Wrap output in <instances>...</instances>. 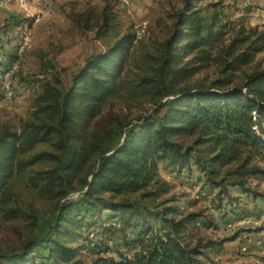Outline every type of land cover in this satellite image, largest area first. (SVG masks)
Wrapping results in <instances>:
<instances>
[{"label": "trees", "instance_id": "1", "mask_svg": "<svg viewBox=\"0 0 264 264\" xmlns=\"http://www.w3.org/2000/svg\"><path fill=\"white\" fill-rule=\"evenodd\" d=\"M221 10V1L185 0L172 15L169 35L156 53L144 54L146 68L133 77L123 74L136 35L125 32L88 57L67 84L56 75L41 83L31 119L0 133V217L23 218L31 231L38 230V211L13 206L10 187L15 176L49 163L32 170L28 181L43 197L57 200L55 220L49 237L33 234L19 251L0 253V264H225L224 239L192 242L189 235L194 225L208 229L213 221L185 213L174 198L159 201L170 185L158 173L160 164L177 174L194 166L219 200H231L233 187L264 199V191L251 184L264 176V68L244 72L264 52V30L240 23L226 41L230 27ZM117 25L106 5L95 25L98 38L115 33ZM12 62H0L1 76ZM211 65L217 76L207 85L187 82ZM119 86L151 102L152 110L127 121L96 123ZM38 144L53 150L27 155ZM71 192L75 198L68 197ZM110 219L120 226L123 250L88 239L92 227L109 233L104 220ZM82 239L88 245H73ZM41 243L45 253L36 251ZM83 250L91 254L87 261Z\"/></svg>", "mask_w": 264, "mask_h": 264}, {"label": "rangeland", "instance_id": "2", "mask_svg": "<svg viewBox=\"0 0 264 264\" xmlns=\"http://www.w3.org/2000/svg\"><path fill=\"white\" fill-rule=\"evenodd\" d=\"M212 1H221L220 18L229 23L230 29L224 36L226 41L233 36L236 25L240 23L264 30V0H204L206 3ZM184 3L185 0H54L51 10L43 13L42 3L35 0H0V62L7 63L12 59V65L17 66L11 77L6 72L0 75L1 87L4 86L5 92L10 93V96L5 95L0 100V133L16 130L23 121L31 119L33 100L43 81L56 75L67 84L70 75L83 66L88 57L105 51L117 36L125 32H134L136 39L126 60L123 77H133L144 71V54L157 52L158 44L172 29L173 13ZM106 5L116 13L118 25L115 33L98 38L95 25L100 23ZM85 17L88 19L84 21ZM15 20L27 25L28 39L25 44L20 36L21 26L15 25ZM21 45L24 48L20 52ZM255 68H264V52L258 53L244 72ZM216 76L217 68L211 65L194 74L187 82L195 86L207 85ZM152 107L148 100L133 97L126 87L119 86L94 121H111L112 117L127 121L149 113ZM190 141L187 140V143ZM41 149L53 150L50 145L38 144L27 155ZM261 165L264 167V162ZM49 167V163H39L23 175L14 177L10 187L11 204L23 210H37L41 221L38 230L33 232L23 218L5 222L0 217V253L19 251L22 243L33 234L39 239L49 237L57 200L43 197L28 181L32 170ZM158 173L170 185L169 192L160 196L159 201L174 198L185 213L207 216L214 223L208 229L201 224L191 227L189 235L192 242L200 238L224 239L225 250L221 259L225 264H264V230H257L264 225V199L254 202L244 196H232L231 200H219L217 190L204 183L194 166L177 174L160 164ZM251 184L264 191V176L251 179ZM230 192L238 193V189L231 188ZM135 196L132 194L128 198ZM68 197L75 198L76 192H71ZM168 203L166 201L164 205ZM107 213L102 212V219ZM248 216H253L255 222H242ZM104 223L106 227L110 224L111 231L103 233L102 228L92 227L88 239L111 249L123 250L124 240L116 220H104ZM81 232L85 236L87 229L83 228ZM127 237H132L130 230ZM81 243L86 245L88 241L76 240L73 245ZM43 245L41 243L36 251L45 253ZM111 254L107 252L106 255ZM90 257L89 251H82L84 261Z\"/></svg>", "mask_w": 264, "mask_h": 264}, {"label": "built area", "instance_id": "3", "mask_svg": "<svg viewBox=\"0 0 264 264\" xmlns=\"http://www.w3.org/2000/svg\"><path fill=\"white\" fill-rule=\"evenodd\" d=\"M39 3H42V9H43V13H48L51 8H52V4H53V1L54 0H35ZM20 30H21V39H22V42L25 44L27 39H28V33H27V25L26 24H23L21 25L20 27ZM23 45H21V47L19 48V51L21 52L23 50ZM17 71V66L16 64H13L7 71H6V75L8 77H11L15 72ZM3 90H4V96L7 95V96H10V93L9 92H5V87L3 86ZM262 220H263V217H262ZM242 222H245V223H254L255 220H254V217L253 216H248L246 217L245 219L242 220ZM241 223V222H239ZM244 249V248H243Z\"/></svg>", "mask_w": 264, "mask_h": 264}, {"label": "crops", "instance_id": "4", "mask_svg": "<svg viewBox=\"0 0 264 264\" xmlns=\"http://www.w3.org/2000/svg\"><path fill=\"white\" fill-rule=\"evenodd\" d=\"M234 188V187H233ZM232 194V196H239V197H242V196H244V197H246V198H248L249 200H253L254 202H257L258 200H262V198H255V199H252L251 197H249V196H247L246 194H244V193H242V192H240L239 190H238V193H231ZM238 200H241V198H238ZM258 234H262V232H259Z\"/></svg>", "mask_w": 264, "mask_h": 264}]
</instances>
